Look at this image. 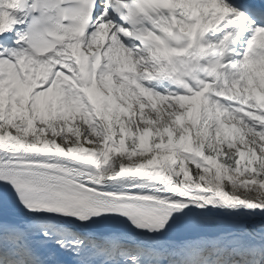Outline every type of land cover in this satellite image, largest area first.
<instances>
[{"label": "snow or ice", "instance_id": "6c2138e0", "mask_svg": "<svg viewBox=\"0 0 264 264\" xmlns=\"http://www.w3.org/2000/svg\"><path fill=\"white\" fill-rule=\"evenodd\" d=\"M0 264H264V0H0Z\"/></svg>", "mask_w": 264, "mask_h": 264}]
</instances>
